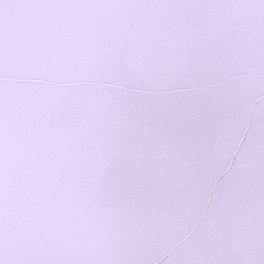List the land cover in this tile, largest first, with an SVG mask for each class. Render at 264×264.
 Returning <instances> with one entry per match:
<instances>
[{
	"label": "snow or ice",
	"instance_id": "snow-or-ice-1",
	"mask_svg": "<svg viewBox=\"0 0 264 264\" xmlns=\"http://www.w3.org/2000/svg\"><path fill=\"white\" fill-rule=\"evenodd\" d=\"M0 264H264V0H0Z\"/></svg>",
	"mask_w": 264,
	"mask_h": 264
}]
</instances>
